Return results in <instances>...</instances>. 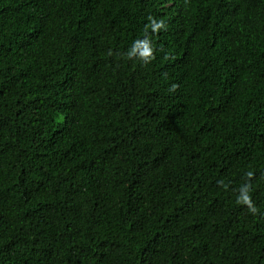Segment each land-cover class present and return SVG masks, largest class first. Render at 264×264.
Returning a JSON list of instances; mask_svg holds the SVG:
<instances>
[{"label": "trees", "instance_id": "16d2710c", "mask_svg": "<svg viewBox=\"0 0 264 264\" xmlns=\"http://www.w3.org/2000/svg\"><path fill=\"white\" fill-rule=\"evenodd\" d=\"M0 264H264V0H0Z\"/></svg>", "mask_w": 264, "mask_h": 264}, {"label": "clouds", "instance_id": "9594fccd", "mask_svg": "<svg viewBox=\"0 0 264 264\" xmlns=\"http://www.w3.org/2000/svg\"><path fill=\"white\" fill-rule=\"evenodd\" d=\"M163 27H164V24L162 21L160 23H156L155 21H153V31L154 32H158ZM137 51H139V58L145 63L150 62L151 60L155 59V56L153 55L154 49L148 40L137 41L135 43V46L132 52L129 54V58L135 55ZM246 176L250 180L253 177V173L249 171L246 173ZM218 183L221 186H224L222 181ZM224 187L226 188L227 186H224ZM250 191H251V184L247 183L243 188L240 189L241 195L237 198V203H243L247 205L248 210L252 212L253 214H255L258 210L252 202L251 196L249 194Z\"/></svg>", "mask_w": 264, "mask_h": 264}]
</instances>
